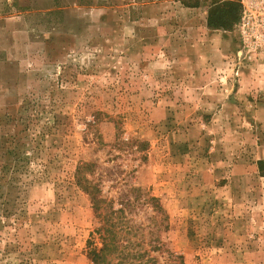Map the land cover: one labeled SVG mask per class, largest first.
Instances as JSON below:
<instances>
[{
    "label": "rangeland",
    "instance_id": "1",
    "mask_svg": "<svg viewBox=\"0 0 264 264\" xmlns=\"http://www.w3.org/2000/svg\"><path fill=\"white\" fill-rule=\"evenodd\" d=\"M214 1L0 0V264H93L111 223L157 264H264V2L222 29Z\"/></svg>",
    "mask_w": 264,
    "mask_h": 264
},
{
    "label": "trees",
    "instance_id": "2",
    "mask_svg": "<svg viewBox=\"0 0 264 264\" xmlns=\"http://www.w3.org/2000/svg\"><path fill=\"white\" fill-rule=\"evenodd\" d=\"M241 14V4L237 1L233 0H225V1H214L211 5V8L208 12L207 16V26L210 28H222L229 29L233 25L237 23ZM15 152V151H13ZM17 155V152H15ZM90 163L83 162L76 168L74 176L77 185H79L84 191L90 194L93 199V205L95 209H98L100 203L102 202L96 197V193L98 192V188L96 184H93L86 178L85 171L90 170ZM258 171L264 175V159H260L257 161ZM115 212V211H114ZM117 213V212H116ZM112 212L110 211L109 216L107 218L111 219ZM103 242L102 246L99 248L90 247L89 255L93 262V264H110L111 256L116 255L120 257V262L116 264H135L133 261L129 260L130 257L139 259V262L136 264H157L155 258H146L144 260V254L141 253H130L125 252L124 250L119 248V238H117L116 232L113 230V224L104 228L103 230ZM170 256L173 257V264H184L182 256L170 253Z\"/></svg>",
    "mask_w": 264,
    "mask_h": 264
},
{
    "label": "built area",
    "instance_id": "3",
    "mask_svg": "<svg viewBox=\"0 0 264 264\" xmlns=\"http://www.w3.org/2000/svg\"><path fill=\"white\" fill-rule=\"evenodd\" d=\"M243 2V0H241ZM262 2H264V0H262Z\"/></svg>",
    "mask_w": 264,
    "mask_h": 264
}]
</instances>
